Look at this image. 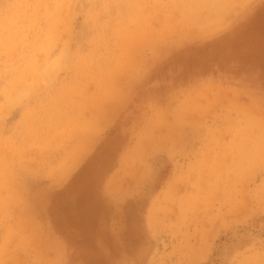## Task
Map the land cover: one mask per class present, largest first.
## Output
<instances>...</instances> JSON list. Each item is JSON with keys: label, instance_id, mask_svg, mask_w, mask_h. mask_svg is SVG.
I'll return each mask as SVG.
<instances>
[{"label": "rangeland", "instance_id": "374dc122", "mask_svg": "<svg viewBox=\"0 0 264 264\" xmlns=\"http://www.w3.org/2000/svg\"><path fill=\"white\" fill-rule=\"evenodd\" d=\"M0 264H264V0H0Z\"/></svg>", "mask_w": 264, "mask_h": 264}]
</instances>
